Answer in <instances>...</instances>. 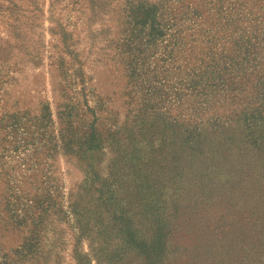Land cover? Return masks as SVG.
Returning <instances> with one entry per match:
<instances>
[{
  "label": "rangeland",
  "instance_id": "obj_1",
  "mask_svg": "<svg viewBox=\"0 0 264 264\" xmlns=\"http://www.w3.org/2000/svg\"><path fill=\"white\" fill-rule=\"evenodd\" d=\"M263 116L264 0H0V264H264V192L251 179L247 210L224 211L207 190L253 176L214 156V130L183 150L180 129ZM92 128L103 151L76 152ZM111 145L116 164L196 188L174 248L91 252L79 238L69 195L104 173Z\"/></svg>",
  "mask_w": 264,
  "mask_h": 264
},
{
  "label": "trees",
  "instance_id": "obj_2",
  "mask_svg": "<svg viewBox=\"0 0 264 264\" xmlns=\"http://www.w3.org/2000/svg\"><path fill=\"white\" fill-rule=\"evenodd\" d=\"M42 16L43 11L37 7L31 17L27 18L23 13L20 15L23 24L29 28H40ZM180 129L183 150L187 145H196L198 148L207 132L214 130L218 143L213 148L214 156L221 160H226L227 156L236 157L237 164L231 168L234 176L243 178L245 172L251 173L250 177H253L249 179V184L239 182L231 187L228 186L229 178L217 179L214 189L207 190L213 198L224 202V211L235 209L237 213H244L247 210L249 193L251 195V179L259 187L252 195L264 192V116L261 122L244 121L236 127L227 121L213 123L199 128L200 130L197 125L182 121ZM90 136H93L91 141ZM95 136V128H92L84 136L81 147L75 148L76 152L82 151L83 155L89 151L102 152L101 142ZM89 142H95L96 145L91 146ZM107 147L110 156L104 173L91 167L87 172L89 176L69 195V211L81 231L79 238L87 242L91 252L100 249L113 252L122 247L162 251L174 248L173 238L179 233L182 234L181 232L185 233L187 229L179 219V212L183 209L192 212L201 206V203L196 204L192 192L196 188L185 182L184 172L179 173V178H172L145 168L146 162L139 159L134 163L118 165L114 156L118 151L115 145ZM70 150L72 152L73 148ZM193 150L194 148H190V153ZM234 150L237 152L236 156ZM222 173L227 175V172ZM197 189L201 193L205 191L202 187ZM231 202L232 208H229ZM37 210L40 215L42 206L37 207ZM258 210V207L248 208L252 214H256Z\"/></svg>",
  "mask_w": 264,
  "mask_h": 264
}]
</instances>
